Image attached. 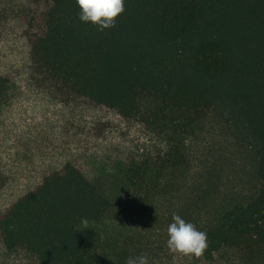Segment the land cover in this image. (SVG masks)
Wrapping results in <instances>:
<instances>
[{
  "label": "trees",
  "instance_id": "1",
  "mask_svg": "<svg viewBox=\"0 0 264 264\" xmlns=\"http://www.w3.org/2000/svg\"><path fill=\"white\" fill-rule=\"evenodd\" d=\"M79 16L76 0H0V36L29 47L21 68H0V110L31 96L49 125L52 111H105L163 147L94 166L54 149L18 194L0 169V264H152L149 221L167 205L169 220L207 233L205 260L228 250L264 264V0H125L103 31ZM207 122L256 181L219 212L184 194L190 142Z\"/></svg>",
  "mask_w": 264,
  "mask_h": 264
},
{
  "label": "rangeland",
  "instance_id": "2",
  "mask_svg": "<svg viewBox=\"0 0 264 264\" xmlns=\"http://www.w3.org/2000/svg\"><path fill=\"white\" fill-rule=\"evenodd\" d=\"M28 50L24 38L1 35L0 68H21ZM28 98L15 102L11 109L3 107L0 110V169L10 178L9 194H18L37 175V163L51 158L54 149L88 156L94 166L97 160L112 162L139 154L144 149L163 147V141L153 133L130 129L105 111L93 113V121L80 120L65 110H58L53 117L52 111L53 122L49 125L44 114L33 107L31 99L34 97ZM189 154L188 186L184 194L192 200L186 199V204L193 208L204 205L205 210L219 212L251 195L256 181L250 162L217 126L207 122L190 142ZM163 209L171 215L169 205ZM168 217L149 221L151 233L147 238L152 243V264L243 263L236 253L228 250L219 252L212 260L171 253L166 243L167 228L172 222ZM140 223L148 227L147 221Z\"/></svg>",
  "mask_w": 264,
  "mask_h": 264
},
{
  "label": "clouds",
  "instance_id": "3",
  "mask_svg": "<svg viewBox=\"0 0 264 264\" xmlns=\"http://www.w3.org/2000/svg\"><path fill=\"white\" fill-rule=\"evenodd\" d=\"M79 19L98 26L100 31L115 26L116 18L125 10V0H76ZM86 222V221H85ZM167 247L173 254L200 257L208 247L207 233L173 213L167 228ZM126 264H149L146 256L128 257Z\"/></svg>",
  "mask_w": 264,
  "mask_h": 264
}]
</instances>
